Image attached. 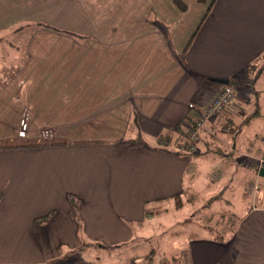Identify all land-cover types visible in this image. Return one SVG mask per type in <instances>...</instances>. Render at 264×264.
Returning a JSON list of instances; mask_svg holds the SVG:
<instances>
[{"label":"crops","instance_id":"0c3cea01","mask_svg":"<svg viewBox=\"0 0 264 264\" xmlns=\"http://www.w3.org/2000/svg\"><path fill=\"white\" fill-rule=\"evenodd\" d=\"M179 1L183 9L174 0H0V38L23 23L28 32L22 61L0 65V96L27 80L31 123L55 127L51 142L29 131L30 140L0 145V264H53L79 237L114 249L150 201L179 198L192 161L217 157L226 168L234 155L219 139L189 153L176 130L215 88L209 78L229 80L233 96V83L254 91L242 121L229 106L210 123L234 128L221 135L237 153H264V0ZM154 18L170 27L171 44ZM180 253L183 264H264V191L231 234L195 236Z\"/></svg>","mask_w":264,"mask_h":264},{"label":"rangeland","instance_id":"374dc122","mask_svg":"<svg viewBox=\"0 0 264 264\" xmlns=\"http://www.w3.org/2000/svg\"><path fill=\"white\" fill-rule=\"evenodd\" d=\"M152 15L153 13H150L151 17ZM26 28L25 24H20L15 26L12 31L4 32L3 37L1 36L0 65H7L11 61H22L21 58L24 56L22 51H24L25 39L28 34ZM26 81L25 79L12 80L11 85L8 84L10 86L6 92L0 96V103L14 97L26 96L27 101H23L29 102L31 105V95L29 97L25 95V89L30 88L26 85ZM233 86L235 95L229 108L235 110V120L239 123L238 121H242L245 114L252 113L256 95L249 85L244 87V85L233 83ZM3 105L0 108V124L5 125V131H2L4 134L0 131V138H3L0 139V145L13 143L14 136H16V118H18L16 111L12 112L10 107L5 106L4 108ZM22 108L25 127V136L20 137L22 141L30 140L26 136L29 131L37 134V137L44 143L47 140H49L48 142L53 141L50 140V136L55 132V127L47 128V125L42 126L39 123L33 126L35 122L31 123L30 121V106L24 105ZM166 132H169L174 143L180 142L172 129L168 131L167 128ZM221 134L228 136L226 133ZM221 134L218 133V138L210 139L215 141L222 139L220 142H222L223 151L230 153L229 151H232L234 147L230 150L231 146L229 148L227 146L230 145L227 141L228 138L225 139ZM237 150L236 147L232 151L231 155L234 156L230 163L227 162L226 168L224 162L217 157L211 161H203V164L199 159L192 161L190 163L191 171L184 177V190L179 198L167 197L159 202L150 201L146 208L151 212L142 215V217L137 215L135 219L139 223L128 224L133 234L128 240L121 241L118 247L102 250L96 247L97 242L91 241L92 239L80 237L77 240L69 239L67 242L73 249L72 254L67 256L64 253L61 258L52 261V263L69 264L84 260L87 263L95 264H128V260L133 257L137 260L136 264H174L173 261L181 260L180 252L187 249L188 242L193 237L225 238L226 235L233 232L243 206L251 203L254 193L259 194L264 191V177L255 178L260 165L259 159L264 153H237ZM236 164L244 165V168L236 170ZM255 181H257L259 189L253 188V185L256 184ZM261 198L260 196L259 199ZM56 199L58 200V197ZM72 208L74 216H71V219L77 222L76 208L74 205ZM78 246H83L86 249L78 250ZM180 264H183V260Z\"/></svg>","mask_w":264,"mask_h":264},{"label":"built area","instance_id":"2783aa9c","mask_svg":"<svg viewBox=\"0 0 264 264\" xmlns=\"http://www.w3.org/2000/svg\"><path fill=\"white\" fill-rule=\"evenodd\" d=\"M25 95H30V89H25ZM22 94V93H21ZM26 96H18L14 97L9 101H5L1 103L0 108L3 104L5 106L10 107L13 111L17 112V122H16V136L14 138H20L24 136V118H23V106L30 105V103H26ZM233 100V90L229 84H216L215 88L212 91L208 92L205 99L201 101V103H191L189 105V111L187 114L186 120V128L184 130L178 131L179 135L187 142L189 148L191 150H196L198 147L199 141L205 138H218V133H229V127L226 125H222L221 127H214L211 125V118L225 109H227ZM8 104V105H7ZM1 110V109H0ZM15 119V118H14ZM5 125L0 124V131H5ZM4 129V130H3ZM3 133V132H2ZM4 134V133H3ZM13 138V136H12ZM10 138V139H12ZM222 141V139H219ZM232 146L230 150H232ZM259 159V158H258ZM259 167L264 166V157L259 159ZM258 167V168H259ZM256 184L253 185L254 189H258L257 181Z\"/></svg>","mask_w":264,"mask_h":264},{"label":"trees","instance_id":"16d2710c","mask_svg":"<svg viewBox=\"0 0 264 264\" xmlns=\"http://www.w3.org/2000/svg\"><path fill=\"white\" fill-rule=\"evenodd\" d=\"M174 2L177 4V6L178 7H180L181 9H183L184 8V5L179 1V0H174ZM208 10H209V7H207L206 8V10H205V14L208 12ZM204 14V15H205ZM154 21L153 22H155L158 26H159V28L163 31V33L165 34V36L167 37V40H168V43L169 44H171V41H170V36H169V26L168 25H166V24H163V23H160V22H158V21H155V18L153 19ZM23 24H25L26 25V23H23ZM36 24V26H38V27H44V28H49V29H51V30H54V31H58V32H62V33H67V34H70V35H72V36H74L75 38H77V39H79V40H82V39H84L85 38V36H83V35H79V34H77V33H74V32H70V31H66V30H63V29H59V28H57V27H54V26H52V25H50V24H47V23H45V22H36L35 23ZM197 29H198V27H197ZM197 29L195 30V32L197 31ZM195 32H193V34L190 36V38L188 39V41H187V44H186V46H185V48H184V52H185V50L190 46V44H191V41H192V39H193V37H194V35H195ZM252 68V67H251ZM215 84H217V83H215ZM229 84V83H228ZM218 85V84H217ZM188 114V113H187ZM186 120H187V118H186ZM222 125H226V126H228L229 127V133H226V134H234V128L233 127H231L230 126V124H228V123H224V124H222ZM222 125H220L219 127H221ZM219 134H221V133H219ZM171 139V138H170ZM164 140H165V138H164ZM167 141H169V139H167ZM229 142V141H228ZM227 142V143H228ZM65 143V142H64ZM63 143V141H60L58 144H64ZM185 145H183L184 146V151H188L189 153H192V152H194V150H191L190 148H189V145L187 144V142H185L184 143ZM228 144H230V145H227L228 146V148L230 147V146H232V147H234V149H235V144L234 143H231V142H229ZM25 145H28V144H22L21 142H19L18 144H17V146H25ZM230 149V148H229ZM233 149V148H232ZM233 149V150H234ZM232 150V151H233ZM232 151H229L230 153H228V154H232ZM262 157H264V154L262 155ZM43 219H45V217H43ZM149 257H150V253H149ZM143 258H145L144 256H143ZM130 261L131 262H133V263H136V259H133V257H131L130 258Z\"/></svg>","mask_w":264,"mask_h":264},{"label":"water","instance_id":"95a60500","mask_svg":"<svg viewBox=\"0 0 264 264\" xmlns=\"http://www.w3.org/2000/svg\"><path fill=\"white\" fill-rule=\"evenodd\" d=\"M209 81L217 84H228L229 80L227 79H222V78H209ZM6 146H9L10 144H5ZM258 176L264 177V166L258 168L257 172Z\"/></svg>","mask_w":264,"mask_h":264}]
</instances>
